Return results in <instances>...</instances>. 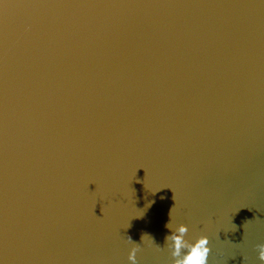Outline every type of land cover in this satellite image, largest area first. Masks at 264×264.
<instances>
[{
	"label": "water",
	"instance_id": "95a60500",
	"mask_svg": "<svg viewBox=\"0 0 264 264\" xmlns=\"http://www.w3.org/2000/svg\"><path fill=\"white\" fill-rule=\"evenodd\" d=\"M169 222L261 264L264 0H0V264H171Z\"/></svg>",
	"mask_w": 264,
	"mask_h": 264
},
{
	"label": "clouds",
	"instance_id": "9594fccd",
	"mask_svg": "<svg viewBox=\"0 0 264 264\" xmlns=\"http://www.w3.org/2000/svg\"><path fill=\"white\" fill-rule=\"evenodd\" d=\"M165 227L171 234L166 235L165 245L170 251L172 257L171 264H208V257L211 251L209 239L206 235H201L194 241L185 239L188 232V226L180 224L175 231L170 228V222ZM143 234L141 240L144 238ZM131 242V237H128ZM258 253V259L264 264V243L255 246ZM140 251L139 245H133L128 253V260L131 264H137L136 254Z\"/></svg>",
	"mask_w": 264,
	"mask_h": 264
}]
</instances>
